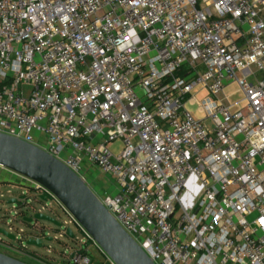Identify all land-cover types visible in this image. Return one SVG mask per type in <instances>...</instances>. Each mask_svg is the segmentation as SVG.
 I'll return each instance as SVG.
<instances>
[{
    "label": "built area",
    "instance_id": "built-area-1",
    "mask_svg": "<svg viewBox=\"0 0 264 264\" xmlns=\"http://www.w3.org/2000/svg\"><path fill=\"white\" fill-rule=\"evenodd\" d=\"M0 132L108 178L155 264H264V0H0Z\"/></svg>",
    "mask_w": 264,
    "mask_h": 264
},
{
    "label": "water",
    "instance_id": "water-1",
    "mask_svg": "<svg viewBox=\"0 0 264 264\" xmlns=\"http://www.w3.org/2000/svg\"><path fill=\"white\" fill-rule=\"evenodd\" d=\"M0 167L50 192L113 264H155L116 221L89 185L58 159L32 144L0 132ZM34 220L51 223L58 228L63 226L53 217L42 213L35 215L30 222ZM30 231L26 247L36 249L34 252L45 249L41 238V232L44 231L37 228ZM0 236L16 240L14 235L2 228ZM61 236L70 240L75 237L71 229ZM44 241L51 243L54 239L47 238ZM0 264L27 263L0 253Z\"/></svg>",
    "mask_w": 264,
    "mask_h": 264
},
{
    "label": "rangeland",
    "instance_id": "rangeland-1",
    "mask_svg": "<svg viewBox=\"0 0 264 264\" xmlns=\"http://www.w3.org/2000/svg\"><path fill=\"white\" fill-rule=\"evenodd\" d=\"M224 96L230 97L228 103L231 105L241 102L240 107H237V109L244 108L246 105V103L244 102L243 93L235 84L230 85L225 89ZM205 97H207L206 93L201 94L197 96V101L202 102ZM189 110L195 113L198 119H205V116L198 111L197 104L189 105ZM206 123L210 129L213 128V124L211 121L208 120ZM121 147V143L118 142L112 146L111 150L114 153H118L119 151H121ZM90 178L94 182V186L92 185V187L94 189L98 188L100 192H104V190L108 188V186H111V181L108 178L101 176L97 172H92L90 174ZM28 181L29 180L10 173L4 168L0 167V209H2V213L0 214V227L7 231L12 230L18 235H26V237L30 235L29 233L31 231L27 229L25 223H23L22 218L19 217V215L21 214L19 209L13 205H9V202L11 201L10 199L18 197L21 193L29 194V191L26 190V185H30ZM94 191H96V189ZM52 205L54 209L59 213L61 220L63 222L69 223L70 218L67 214L62 212L60 204L57 201H54ZM40 206L41 205L39 203H36L32 213H37L39 211H43L46 213V211L43 210ZM46 214H48V211ZM39 224L40 226L47 225L48 227H51L49 223L47 224L44 222H40ZM40 226H38V228L41 231L42 226ZM68 227L75 232L76 236L79 235L74 225L68 224ZM17 230H19V232ZM78 240H83V238L78 237ZM85 242L86 241H83V244H85ZM46 245L49 247H46L43 250H38L39 254L48 256L50 259L54 260L56 264H66V257L70 256L73 251L77 249V243L75 241H71L70 239L62 236L56 237V240L54 242L46 243ZM31 250L34 251L36 249L33 248ZM89 250L90 255L95 258L96 261H98V264H113L107 256L103 255L104 253L101 252L100 248L91 246Z\"/></svg>",
    "mask_w": 264,
    "mask_h": 264
},
{
    "label": "flooded vegetation",
    "instance_id": "flooded-vegetation-1",
    "mask_svg": "<svg viewBox=\"0 0 264 264\" xmlns=\"http://www.w3.org/2000/svg\"><path fill=\"white\" fill-rule=\"evenodd\" d=\"M9 172V171H8ZM11 173V172H10ZM18 176V175H17ZM30 185H26V190L29 191L28 193H21L18 197H14L10 199V202H14L13 206L17 207L21 214L19 217L22 218L23 223H25V226L28 230L32 229H39L38 226H40L39 221H33L35 215L38 213H42L48 216L53 217L55 220H57L59 223H62L63 221L60 218L59 213L54 209L53 202L56 201L54 198H52L50 195L46 194L42 189L38 188V186L30 181H28ZM89 182L94 186V182L92 179H89ZM96 191L100 192L98 188H95ZM102 192V191H101ZM9 202V203H10ZM36 203H39L41 208L43 210L48 211V214H46L43 211H39L37 213H32L34 206ZM38 205V204H37ZM61 206V205H60ZM62 212H65V210L61 206ZM2 213V209H0V214ZM48 224V223H47ZM51 227H48L47 225H41L42 230L41 232V238L43 240L44 247H49L45 243V239L52 238L54 241L56 240V237L62 235V228H58L54 226L53 224L49 223ZM40 226V227H41ZM1 228V227H0ZM3 229V228H2ZM19 232V230H17ZM12 235L16 237L15 241H11L3 236H1L0 239V253L7 255L11 258L17 259L19 261H22L27 264H44L48 261V256L40 255L39 252H34L30 248L26 247V243L28 240V237L26 235H18L17 233L11 231ZM24 232V231H23ZM52 243V242H51ZM48 257V258H47ZM47 258V259H46ZM40 259V260H39ZM45 259V260H42Z\"/></svg>",
    "mask_w": 264,
    "mask_h": 264
},
{
    "label": "trees",
    "instance_id": "trees-1",
    "mask_svg": "<svg viewBox=\"0 0 264 264\" xmlns=\"http://www.w3.org/2000/svg\"><path fill=\"white\" fill-rule=\"evenodd\" d=\"M100 264V263H99Z\"/></svg>",
    "mask_w": 264,
    "mask_h": 264
}]
</instances>
